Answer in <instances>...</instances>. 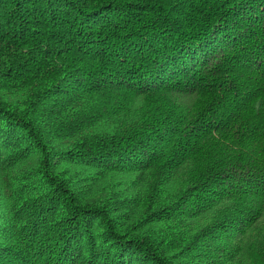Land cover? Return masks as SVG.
<instances>
[{"label":"trees","instance_id":"obj_1","mask_svg":"<svg viewBox=\"0 0 264 264\" xmlns=\"http://www.w3.org/2000/svg\"><path fill=\"white\" fill-rule=\"evenodd\" d=\"M0 264H264V0H0Z\"/></svg>","mask_w":264,"mask_h":264}]
</instances>
